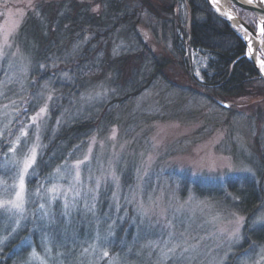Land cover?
<instances>
[{
  "label": "rangeland",
  "instance_id": "obj_1",
  "mask_svg": "<svg viewBox=\"0 0 264 264\" xmlns=\"http://www.w3.org/2000/svg\"><path fill=\"white\" fill-rule=\"evenodd\" d=\"M37 1L0 0V140L4 139L8 145L0 160V189L4 182L12 183L11 177L16 171L14 162L22 160L34 144L40 145L37 157L41 154L42 134L49 127L51 105L56 96L52 88L55 78L38 79L36 85V79L30 73L33 53L29 45L32 43L25 36H18L27 13L34 9ZM93 8L97 10L98 6ZM172 9L173 12L168 13L171 17L173 13L181 15L185 9L184 0H176ZM234 10L247 23L253 22L256 29L253 13L236 7ZM147 24L146 16H141L137 24L141 39H135V36L121 38L112 45V53L130 56L143 53L141 48H147L157 57L172 58L174 33L167 30L164 34L160 26L154 31ZM198 55L191 52L190 56L194 75H199V65L208 58V55ZM56 66L51 65L49 69ZM167 73L166 79L161 74L156 75L147 88L123 104L114 103L110 116L112 121L106 127L98 126L91 131L76 155L72 156L74 159L59 166H71L88 155L89 160L81 165L83 184L77 187L82 193L88 188L95 189L96 178L101 177V184L94 193L76 200L69 194L67 209L61 197L46 205L48 215L43 219L33 217L32 205H28L27 221L22 220L19 227L7 215L0 217V243L7 237L6 232L12 237L25 224L30 225L29 233L38 231L35 244L31 235L22 241L29 247L24 264H42V261L43 264H158L169 231L176 233V239L187 241L182 247L189 250L184 253L181 264L227 262L233 248L242 239L240 233L238 242H230L228 234L236 227V217L242 215L230 209L235 198L225 193L224 184L229 179L240 180L238 177L243 176L255 179L258 165L255 139L264 134V129L257 128L249 120L254 118L256 111L243 107V99L216 98L215 101L233 103L224 109L190 92L187 89L188 76L177 62L169 65ZM70 78L67 71L59 75L60 80ZM113 93L115 91L108 86L107 79L91 84L70 100L71 106H65L64 111L60 109L56 124L68 122L73 116L97 118ZM45 104L46 113L33 123L31 117ZM24 132L27 136L22 135ZM18 137L20 141L17 144ZM13 147H16V152L10 151ZM225 162L230 163L231 168L222 167ZM109 173H114L116 179ZM49 174L41 179L34 164L28 175L27 188L34 191L41 184L50 187L46 179ZM61 183L67 187L66 181ZM102 200L105 201L104 206H100ZM40 202L43 201H37V208ZM141 204L148 209L147 215L142 214ZM102 210L104 213L98 215ZM162 210L163 216L160 215ZM52 213L54 216L64 215L61 218L67 222L71 216L75 219L77 216L78 220L80 216L84 227L82 234L65 223L54 227L55 236L50 237L46 227ZM115 218L119 220L118 225L123 226L125 234L133 230L131 240L122 244V251L118 253V249L116 254H112ZM169 221L173 224L171 229L164 227ZM262 223L264 198L253 221L255 225ZM13 228H16L15 232ZM181 232H185L184 237H180ZM150 242L159 243L153 248ZM46 248L50 252L45 251ZM262 248L264 244L252 246L240 254L234 264H262ZM33 249L40 259L31 257ZM105 250L109 252L108 257H103ZM176 255H180L179 249ZM167 264H176V261H168Z\"/></svg>",
  "mask_w": 264,
  "mask_h": 264
},
{
  "label": "trees",
  "instance_id": "obj_2",
  "mask_svg": "<svg viewBox=\"0 0 264 264\" xmlns=\"http://www.w3.org/2000/svg\"><path fill=\"white\" fill-rule=\"evenodd\" d=\"M175 1L39 0L34 9L27 13L18 36H25L32 43L29 45L33 53L31 77L36 79V85L38 79H56L52 83L56 96L51 105L49 127L42 134L41 154L35 163L41 179L56 167L74 159L72 156L76 155L91 131L98 126L106 127L112 121L110 116L115 108L114 103L121 105L127 99L137 96L156 75L161 74L166 79L168 67L174 62L187 74L190 86L187 89L190 92L217 105L216 98L243 99V107L256 111L254 118L249 120L257 128L264 129V82L242 56L246 50L244 42L225 21L213 13L204 0H184L183 13H173L171 17L168 13L173 12L172 3ZM94 6H98L97 10H94ZM141 16H146L147 26L154 31L160 26L164 34L167 30L174 33L172 58L157 57L147 48H141L143 53L130 56L127 53H112V45L121 38L135 36V39H141L137 33ZM151 20L156 23L153 24ZM248 23L255 28L253 22ZM262 38L264 40V34ZM191 52L198 53L199 57L208 55L203 65H199V75L192 74ZM56 64V68L49 69ZM66 71L71 78L60 80V73ZM105 79L115 93L103 105L97 118L73 116L68 122L56 124V115L60 109L64 111L65 106H71L70 100L76 95L88 89L91 84ZM255 143L258 164L255 179L243 176L238 177L240 180L229 179L224 184L225 193L235 198L230 209L245 218L241 229L242 239L233 248L225 264H234L235 259L246 250L264 244V223L253 224L255 213L264 198V134L257 137ZM7 146V142L1 139L0 160ZM104 205L105 201L102 200L100 206ZM100 206L97 208L101 209ZM103 210L97 214H103ZM50 216V224L46 227L50 237L55 236L54 227H61L65 223L74 226L82 234L84 227L80 216L79 220L77 216L76 219L71 216L69 222L61 218L64 215L54 216L52 213ZM30 218L29 215L28 221ZM113 221L114 244L111 252L116 254L118 249V253L122 251V244L126 240H131L133 229L125 234L123 226L118 225L119 220L115 218ZM1 227L0 224V233ZM29 227V224H25L12 237L2 232L7 237L0 243V264H24L29 247L28 243L23 244L22 241L31 235L35 244L38 234L36 230L29 233Z\"/></svg>",
  "mask_w": 264,
  "mask_h": 264
},
{
  "label": "snow or ice",
  "instance_id": "obj_3",
  "mask_svg": "<svg viewBox=\"0 0 264 264\" xmlns=\"http://www.w3.org/2000/svg\"><path fill=\"white\" fill-rule=\"evenodd\" d=\"M213 3L216 2V0H212ZM248 4H252L253 0H247ZM260 5H264V0H259ZM219 11V9H217ZM264 11V9H262ZM228 19H232L231 15H228ZM258 30L264 34V25H258ZM244 39H248V37H244ZM252 52L251 43H249V54ZM259 62V61H258ZM261 72H264V62H261ZM11 78H9L10 80ZM2 83V82H0ZM44 87H47L45 84ZM99 95V93L97 94ZM49 99H51V96H49ZM47 111V104H45L44 107H41L39 109V112L31 117V120L33 123L36 122V120L39 117L44 116V114ZM22 135L27 136V132H24ZM113 137H115V131L113 132ZM37 140H39V137L37 136ZM95 138L93 137V141ZM20 138H17V144L19 143ZM40 145L34 144L27 153L24 154L23 159L19 162H14V167L16 169L15 174L11 177L12 183L8 184L6 182L3 183L2 189H0V217L7 215L9 220L14 219V223L17 227L20 226L22 220H27V212H28V205H32L33 217L37 219H43L48 215V212L46 211V205H51L54 202H56L61 197L65 200V208L67 209L69 207V200L68 196L71 194L73 196V200L78 199L79 197L88 196L89 193H94L101 184V177L96 178V188H88L87 192H81L80 189L77 187L81 184H83L82 176H81V165H83L86 161L89 160V156L85 155L83 160H77L73 165L71 166H64L63 168L58 167L54 173L49 174V176L46 178L48 182L51 184L50 187H45L43 184L38 186L34 191L30 190L26 186V182L28 179V175L30 173V170L33 169V166L36 162L37 155H38V148ZM12 152H16V147H13L10 149ZM222 167H228L231 168V164L228 162H225ZM110 176L115 180V174L109 173ZM89 179H91V176H89ZM217 179H221V177H217ZM61 181L67 182V187H64V185L61 183ZM95 199V197H92ZM133 198H135L133 196ZM37 201H43L39 203V207H36ZM187 203V202H185ZM94 207V205L92 206ZM184 205H181V208H183ZM89 211L92 209L89 208ZM140 210L142 211V214L147 215L148 209L144 208L143 204L140 205ZM179 211V209H177ZM160 215H164V210L160 212ZM245 222V218L242 216H237L235 219L236 227L228 234V240L230 242L236 241L238 242L241 238V227L243 226ZM165 228L171 229L173 227V224L171 221H169L167 224L164 225ZM13 232L16 231V228L12 229ZM187 230H185L186 232ZM185 232H181L179 235L180 237L185 236ZM176 233L169 231L168 232V239L163 242V247L160 251V259L158 261V264H167L168 261L175 260L176 264H181V261L184 259V253L188 252V247H182V244L187 243L186 240H180L176 239ZM159 242H150L151 247L156 248L158 246ZM169 244H171V247H169ZM91 247L95 248V245H91ZM180 250V255L177 256V250ZM45 251H49L50 249H45ZM88 250L85 249V252ZM261 252L264 253V248L261 249ZM59 255V253H58ZM109 252L105 250L103 252V257H108ZM31 257L33 259H40L38 253L35 249L31 252ZM43 264V261H42ZM112 264H115V262H112ZM222 264V261L220 262ZM264 264V262H262Z\"/></svg>",
  "mask_w": 264,
  "mask_h": 264
},
{
  "label": "water",
  "instance_id": "obj_4",
  "mask_svg": "<svg viewBox=\"0 0 264 264\" xmlns=\"http://www.w3.org/2000/svg\"><path fill=\"white\" fill-rule=\"evenodd\" d=\"M204 1L208 5V7L213 11V13L216 16H218L220 19L225 21L229 25V27L241 38V36L231 26V23H232V21H234V19L233 18L228 19V16L221 14L217 10V7L214 5V3L211 0H204ZM228 1L231 4V6L236 7L240 10L251 12L255 15L256 21H257L256 29L253 28L252 26H250V24H248L238 13H236V18H237L236 21H237L238 25L243 30L249 32L250 34H252L254 36H257V34H258V22L261 23V25L264 24V11H262V9H264V5H260L259 0H253L252 4H248L247 1H244V0H228ZM241 40L243 41L242 38H241ZM244 44H245V42H244ZM246 52L247 51L245 50V52L242 56L245 57L250 62V64L254 68L258 78H260L264 82V73H262L258 69V67H256V65L249 59ZM217 103H218V105H220L222 107H229L230 106V103L226 102V101H217Z\"/></svg>",
  "mask_w": 264,
  "mask_h": 264
},
{
  "label": "bare ground",
  "instance_id": "obj_5",
  "mask_svg": "<svg viewBox=\"0 0 264 264\" xmlns=\"http://www.w3.org/2000/svg\"><path fill=\"white\" fill-rule=\"evenodd\" d=\"M212 1V0H211ZM247 1V0H244ZM214 5L219 9V12L225 16L231 15L234 21H232V28L241 36L246 46V53L249 59L258 67L261 71V62H264V40H262V34L258 30L257 36L250 34L249 32L243 30L237 23L236 12L234 7L231 6L228 0H216ZM258 25L261 23L258 22ZM248 39H244V37ZM249 43H251L252 52L249 54ZM259 61V62H258ZM264 73V72H262Z\"/></svg>",
  "mask_w": 264,
  "mask_h": 264
}]
</instances>
